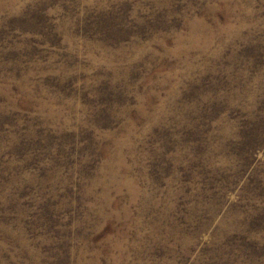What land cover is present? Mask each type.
<instances>
[{
    "label": "rangeland",
    "instance_id": "1",
    "mask_svg": "<svg viewBox=\"0 0 264 264\" xmlns=\"http://www.w3.org/2000/svg\"><path fill=\"white\" fill-rule=\"evenodd\" d=\"M0 264H264V0H0Z\"/></svg>",
    "mask_w": 264,
    "mask_h": 264
}]
</instances>
